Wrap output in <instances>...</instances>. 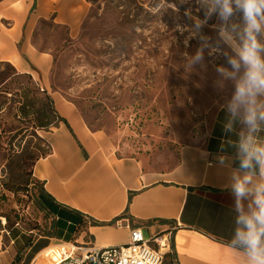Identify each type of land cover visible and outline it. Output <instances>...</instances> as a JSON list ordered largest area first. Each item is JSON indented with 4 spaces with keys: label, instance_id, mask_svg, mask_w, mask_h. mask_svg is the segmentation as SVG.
I'll return each mask as SVG.
<instances>
[{
    "label": "crops",
    "instance_id": "1",
    "mask_svg": "<svg viewBox=\"0 0 264 264\" xmlns=\"http://www.w3.org/2000/svg\"><path fill=\"white\" fill-rule=\"evenodd\" d=\"M90 11L88 0H0V61L12 64L18 75L33 76L57 116V124L42 135L48 151L33 167L54 223L36 237L6 240L8 230L0 231V264H55L64 243L122 244L133 227L149 237L171 231L179 264H247V226L241 216L258 211L255 199L264 174L255 158L250 169L241 168L246 153L240 145L251 136L264 147V95L255 131L246 115L237 112L232 118L230 108L222 107L206 138L182 145L172 166L154 167L124 154L107 129L93 127L52 86L60 38L52 36L55 40L46 45L45 29H63L62 41L76 39ZM245 176L249 193L238 206L233 189ZM121 219L125 225L119 227Z\"/></svg>",
    "mask_w": 264,
    "mask_h": 264
},
{
    "label": "rangeland",
    "instance_id": "2",
    "mask_svg": "<svg viewBox=\"0 0 264 264\" xmlns=\"http://www.w3.org/2000/svg\"><path fill=\"white\" fill-rule=\"evenodd\" d=\"M88 1L91 11L78 38L62 41L65 31L49 26L42 41L47 45L60 38L52 86L93 127L107 129L119 151L150 166H172L182 145L206 138L220 108L235 103L247 116V107L235 98L245 71L239 56L245 39L240 12L225 20L210 1L206 19L188 15L169 22L158 10H177L170 0L158 9L148 4L139 9L130 0ZM178 1L189 8L194 3ZM225 32L231 40L224 39ZM257 38L264 43V35ZM201 48L202 59L189 66ZM230 59L241 63L238 71ZM15 72L12 64L0 61V231L8 230L6 240L19 234L36 237L54 223L41 207V183L33 167L47 153L42 135L57 119L33 76ZM262 101L257 94L251 105L256 113ZM48 120L50 126L40 125Z\"/></svg>",
    "mask_w": 264,
    "mask_h": 264
},
{
    "label": "clouds",
    "instance_id": "3",
    "mask_svg": "<svg viewBox=\"0 0 264 264\" xmlns=\"http://www.w3.org/2000/svg\"><path fill=\"white\" fill-rule=\"evenodd\" d=\"M219 6V15L221 18L228 20L237 11L242 14L245 22L244 44L239 51L240 60L242 61L245 71L240 83L236 87L235 98L243 102L247 107V123L251 125L253 131L256 130V109L251 105L255 104L257 94L264 95V43H261L257 34L264 35V0H214V7ZM237 26H233V31ZM225 40H231V36L225 32ZM203 39V38H202ZM202 59V48L197 51L196 55L191 57L188 65L191 66ZM235 70H239L241 63L237 60L229 61ZM221 71H223L221 69ZM232 118L237 115V105H230ZM260 118L264 119V111L260 112ZM228 130V129H225ZM223 147V145H221ZM241 151L246 153L241 162L242 169L252 167L253 158L259 163L261 172L264 174V147L257 146L252 137L249 136L247 141L240 145ZM221 163L223 161L221 160ZM249 178L245 176L244 180L234 185V193L239 201L245 198L249 193L247 187ZM264 185L257 189L255 203L258 206L252 216H241V220L247 226L245 241L247 245L248 262L247 264H264Z\"/></svg>",
    "mask_w": 264,
    "mask_h": 264
},
{
    "label": "built area",
    "instance_id": "4",
    "mask_svg": "<svg viewBox=\"0 0 264 264\" xmlns=\"http://www.w3.org/2000/svg\"><path fill=\"white\" fill-rule=\"evenodd\" d=\"M116 222L119 227L125 225L122 219ZM171 250V231L147 237L142 228L133 227L129 241L122 244L99 247L64 243L58 249L55 264H163L166 253Z\"/></svg>",
    "mask_w": 264,
    "mask_h": 264
},
{
    "label": "trees",
    "instance_id": "5",
    "mask_svg": "<svg viewBox=\"0 0 264 264\" xmlns=\"http://www.w3.org/2000/svg\"><path fill=\"white\" fill-rule=\"evenodd\" d=\"M162 1H164V0H130V5L135 3L136 7H138L139 9H143V7H145V5L148 4L150 6V8L158 9L160 7V3ZM170 1L175 2L177 10L173 7H170L167 10L160 8L158 10V14L161 13L164 18L168 19L169 22H172L175 19V17H181V16L185 17L188 15L197 16L201 19H206L207 14L210 12L209 2L214 1V0H191V2H194V3L190 8L188 7V5H183L178 0H170ZM46 98H47L46 104L49 105V108L53 111L55 118L57 119L52 99L49 96H46ZM52 123H53L52 121L48 120L47 122H41L40 125L47 127V126H50ZM56 124H57V122H56ZM41 204H42L41 207L43 209H46L44 201ZM164 262H166L167 264H179L177 254L174 252L173 247H172L171 251L166 253L163 263Z\"/></svg>",
    "mask_w": 264,
    "mask_h": 264
}]
</instances>
